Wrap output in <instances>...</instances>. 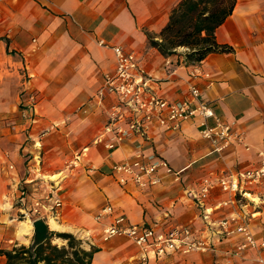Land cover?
Wrapping results in <instances>:
<instances>
[{"label": "crops", "instance_id": "0c3cea01", "mask_svg": "<svg viewBox=\"0 0 264 264\" xmlns=\"http://www.w3.org/2000/svg\"><path fill=\"white\" fill-rule=\"evenodd\" d=\"M178 1L0 0V249L31 241L34 221L29 215L19 218L41 199V217L52 229L74 233L87 248L99 247L91 264H134L143 256L148 264H264V251L232 255L228 250L237 247L238 238L219 235L216 226L236 212L264 238V183L253 186L252 197L239 204L223 205L229 194L218 186L203 200L195 197L205 178L235 176L259 164L264 0H237L216 31L217 40L234 50L211 53L195 64L186 63L183 54L165 56L149 41L148 33H160ZM112 45L137 54L138 72L153 76L152 87L165 99L184 100L197 84L215 114L246 133L250 149L234 145L216 151L201 137L197 116L178 130L154 124L147 138L139 135L135 142L107 147L109 114L119 98L98 94L105 73L116 66ZM195 66L200 71L192 75ZM32 92L37 102L30 106ZM137 148L183 170L181 180L161 170L162 182L153 186L120 183L112 167L131 159ZM76 154V165L66 164ZM23 185L30 193L20 198ZM53 196L63 200L61 207H54ZM20 199H26L25 208L17 205ZM107 205L112 211L97 218ZM120 214L128 224L146 223L158 234L184 227L191 234L164 255L145 252L128 236L107 238L105 229ZM28 219L33 227L24 238L21 228ZM202 237L213 240L215 253L183 250L186 242Z\"/></svg>", "mask_w": 264, "mask_h": 264}, {"label": "built area", "instance_id": "2783aa9c", "mask_svg": "<svg viewBox=\"0 0 264 264\" xmlns=\"http://www.w3.org/2000/svg\"><path fill=\"white\" fill-rule=\"evenodd\" d=\"M101 43L105 42L101 41ZM111 47L115 53L116 66L114 70L105 73L103 86L98 94L102 99L107 95H115L119 98V101L112 105L109 114L110 122L107 131L112 134L106 141L107 147H114L125 141L135 142L139 135L147 138L154 124L178 130L183 122L192 116H197L200 118L201 137L209 141L216 151H224L234 145H243L250 149L246 133L238 128L235 121L224 122L217 116L211 105L202 98L201 89L197 84L190 86V96L184 100L165 99L152 87L151 82L154 77L146 74L145 71L138 72L139 59L134 51L121 45H112ZM199 71L200 68L195 66L192 75H196ZM28 99L30 106L35 104L37 94L30 93ZM211 118L215 119L214 124L209 122ZM258 155L259 164L256 167L247 168L235 176L220 177L216 180L205 178L201 191L195 197L203 200L212 188L218 186L229 194V197L222 203L223 205L239 204L242 200L249 199L252 187L264 183V148L259 150ZM79 156L78 154L75 159L71 160L70 164L76 165ZM161 170L173 174L175 182L183 177V170H175L159 154L145 155L143 149L137 148V152L131 159L113 165L112 174L122 184L132 181L142 187H148L162 182ZM26 190L23 185L20 198L29 194ZM24 200L20 199V207H26ZM51 202L54 207H61L63 204V200L59 196H53ZM42 205L41 199H36L32 207L25 209L20 217L27 218L32 214L41 216ZM111 211V205H107L97 215V218H101L103 214ZM212 225L214 223L210 224V226ZM216 226L219 235L238 238L237 247L228 250L232 255H240L248 249H255L260 253L264 251V238H258L250 223L240 214L232 212L219 220ZM105 230L107 238L128 236L145 252L151 250L156 255H164L168 251L176 249L180 242L191 234L188 227L175 228L168 233L158 234L156 229L149 224H128L125 214L116 216L112 224ZM183 247L185 252L215 253L217 250L213 240L207 237L189 240ZM261 262H264L263 258H261ZM134 264H148L147 257L143 256ZM217 264L226 263L219 262Z\"/></svg>", "mask_w": 264, "mask_h": 264}, {"label": "trees", "instance_id": "16d2710c", "mask_svg": "<svg viewBox=\"0 0 264 264\" xmlns=\"http://www.w3.org/2000/svg\"><path fill=\"white\" fill-rule=\"evenodd\" d=\"M237 0H179L160 33L149 35L150 44L165 56L183 54L188 64L200 63L209 54L232 52L220 43L217 29L233 13ZM184 48L183 52H179ZM25 190H30L24 186ZM19 205V204H17ZM23 214H21L22 216ZM34 232L29 243L1 248L4 264H91L99 247L87 248L85 239L50 227L47 219L32 214Z\"/></svg>", "mask_w": 264, "mask_h": 264}, {"label": "bare ground", "instance_id": "6f19581e", "mask_svg": "<svg viewBox=\"0 0 264 264\" xmlns=\"http://www.w3.org/2000/svg\"><path fill=\"white\" fill-rule=\"evenodd\" d=\"M59 175H54V177H58ZM249 196H252V194H249ZM51 224L53 226H57V222L52 219L51 220ZM32 227H33V223L31 222V220H26V221H23V225H22V228H21V233L24 235L23 237L26 238L28 234H30V232L32 231Z\"/></svg>", "mask_w": 264, "mask_h": 264}, {"label": "rangeland", "instance_id": "374dc122", "mask_svg": "<svg viewBox=\"0 0 264 264\" xmlns=\"http://www.w3.org/2000/svg\"><path fill=\"white\" fill-rule=\"evenodd\" d=\"M77 155V154H76ZM38 160V159H37ZM71 160H73V159H69L67 162H66V164H70V161ZM36 163L38 164V162L36 161ZM250 197H252V196H250ZM20 220H24V219H27V218H22V217H20L19 218ZM32 221H33V219L32 218H30ZM28 236V235H27ZM30 242V238L28 239V240H24V239H22V243H29Z\"/></svg>", "mask_w": 264, "mask_h": 264}]
</instances>
